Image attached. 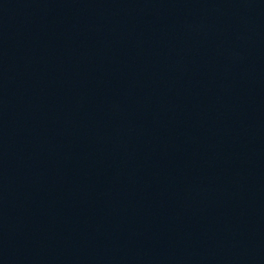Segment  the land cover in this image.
Wrapping results in <instances>:
<instances>
[{"label":"water","instance_id":"1","mask_svg":"<svg viewBox=\"0 0 264 264\" xmlns=\"http://www.w3.org/2000/svg\"><path fill=\"white\" fill-rule=\"evenodd\" d=\"M0 264H264V0H0Z\"/></svg>","mask_w":264,"mask_h":264}]
</instances>
